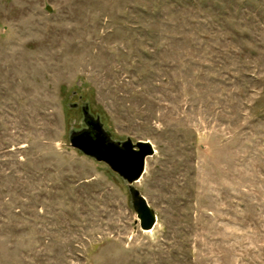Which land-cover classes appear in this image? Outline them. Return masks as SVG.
Masks as SVG:
<instances>
[{"label":"rangeland","instance_id":"obj_1","mask_svg":"<svg viewBox=\"0 0 264 264\" xmlns=\"http://www.w3.org/2000/svg\"><path fill=\"white\" fill-rule=\"evenodd\" d=\"M84 108L153 144L152 231ZM0 264H264V0H0Z\"/></svg>","mask_w":264,"mask_h":264},{"label":"water","instance_id":"obj_2","mask_svg":"<svg viewBox=\"0 0 264 264\" xmlns=\"http://www.w3.org/2000/svg\"><path fill=\"white\" fill-rule=\"evenodd\" d=\"M69 140L73 149L104 163L128 185L142 231H152L157 224V215L134 185L143 178L148 158L156 153L153 144L144 141L134 143L131 139L114 141L99 120H90L87 128L70 132Z\"/></svg>","mask_w":264,"mask_h":264},{"label":"flooded vegetation","instance_id":"obj_3","mask_svg":"<svg viewBox=\"0 0 264 264\" xmlns=\"http://www.w3.org/2000/svg\"><path fill=\"white\" fill-rule=\"evenodd\" d=\"M83 117H84L83 119H84V123H85L86 128H87V122H89L90 120H92V121H98L99 120L100 121L99 117L93 118L91 116V114L89 113V110L87 108L83 109ZM89 130L93 133V130L91 128Z\"/></svg>","mask_w":264,"mask_h":264}]
</instances>
